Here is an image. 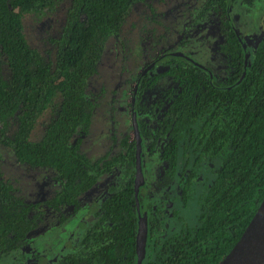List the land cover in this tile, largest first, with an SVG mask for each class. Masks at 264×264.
<instances>
[{
  "label": "trees",
  "instance_id": "trees-1",
  "mask_svg": "<svg viewBox=\"0 0 264 264\" xmlns=\"http://www.w3.org/2000/svg\"><path fill=\"white\" fill-rule=\"evenodd\" d=\"M62 1L0 0V49L7 69L5 78L0 75V144L17 163L56 172L64 186L59 203H66L86 181L87 161L69 143L76 127L87 126L84 85L96 71L105 42L142 0H68L43 63L25 38L22 20L39 17ZM229 47L240 56V74L242 52L237 44ZM53 105L41 137L31 141L36 120ZM185 121L188 151L193 160H204L203 168L209 163L210 176L195 206V221L178 233L147 234L141 264H217L264 197V31L250 51L242 79L230 88L205 87ZM12 193L0 179V257L17 250L15 241L28 228V207ZM129 201L130 191L112 195L68 252L40 264H133Z\"/></svg>",
  "mask_w": 264,
  "mask_h": 264
},
{
  "label": "flooded vegetation",
  "instance_id": "flooded-vegetation-1",
  "mask_svg": "<svg viewBox=\"0 0 264 264\" xmlns=\"http://www.w3.org/2000/svg\"><path fill=\"white\" fill-rule=\"evenodd\" d=\"M261 1L142 0L131 7L84 85L83 98L89 105L85 110L87 126L84 130L76 127L69 143L76 144L87 161L86 181L71 194L72 200L59 203L64 186L51 169L54 174L47 171L46 175L52 189L39 200L33 195L35 189H28L21 176L8 170L6 163L2 168L0 165V179L28 207V228L15 241L17 250H8L0 257V264H40L61 258L53 253L54 232L65 235L63 251L69 250L91 226L92 214L121 192L130 191L132 197L129 210L134 241L139 218L145 221V238L147 234L165 236L190 227L210 173L209 163L203 168L204 160L192 159L183 120L185 124L186 112H191L205 87L230 88L245 73L250 51L263 32L264 26L261 30L258 27V22L264 21ZM135 6L139 10L132 13ZM254 13L258 17L252 27L249 22ZM50 40L47 44L52 49ZM229 43L237 44L242 52L240 74V56L231 54ZM53 112L40 121V130L36 125L30 132L31 141L41 137ZM94 142L100 143L97 154L91 150ZM82 144L84 151L80 152ZM71 218L74 222L66 229ZM79 231L81 235L75 240ZM37 239L43 242L38 244L44 248L43 255L41 250L37 253Z\"/></svg>",
  "mask_w": 264,
  "mask_h": 264
},
{
  "label": "rangeland",
  "instance_id": "rangeland-1",
  "mask_svg": "<svg viewBox=\"0 0 264 264\" xmlns=\"http://www.w3.org/2000/svg\"><path fill=\"white\" fill-rule=\"evenodd\" d=\"M261 4L262 5L264 4V0L261 1ZM67 7H68V0H63L61 3L56 4L51 10L46 11L39 17H33L32 15H27L22 20L25 38L29 46L38 54L36 55V59L38 60L39 58V60L40 59L43 60V63L44 61L47 60L48 55L46 53H48L50 50V45L47 44V41L53 38L58 32V30H60L59 27L60 25H62L61 21L63 19V14L65 12V9ZM137 10H139V8L135 6L133 8L132 13H136ZM256 16L258 17L256 13L251 15L252 20L249 23L252 27L255 24V21L253 20L256 18ZM263 26H264L263 20L258 22V27L260 30L262 29ZM263 31H264V27H263ZM107 41L103 45L101 53L103 52V49ZM0 75L3 78L7 76V69L3 61V55H2L1 49H0ZM53 107L54 105L44 111V113L36 120L33 129L36 127V125H38V129L40 130L39 126H41L42 124L40 121L48 119V117L52 113V110L54 109ZM37 135H39V132L37 133ZM99 145L100 143H97V142H94L93 144H91V150L93 151L94 154H97L98 152H100L101 147ZM83 151L84 150H83V144H82L80 147V152H83ZM0 157H1L0 159L1 168L3 167V163H6L8 166V170H10L15 176H21L23 178L22 181L25 185H27L28 189L29 188L35 189V192L33 195L38 196L39 200H43L46 198V196L49 193V190L52 189V186H51V189L48 187V185H52V183L51 184L48 183V180H47L48 176L46 175L47 174L46 172L49 171L53 175L54 174L53 171L49 169H44V168L43 169L42 168H29L24 165L15 163L12 151L9 148L3 147L2 145H0ZM40 172H43V173L41 174ZM26 202H30V201H26ZM188 216L190 217V213H188ZM73 222L74 220L71 218L66 223L65 228L69 229L71 225L73 224ZM54 233H55L56 239L52 241V244H55V246L53 247L54 249L53 253L55 256L60 257V256H63L66 252H68L67 249L63 251V245L66 241V237L60 231H55ZM80 235H81V231L77 233V236H75L74 239L75 240L79 239ZM45 236L50 238V233H47ZM67 238H71V237L68 236ZM36 242H37V245H36L37 253H40L41 247L39 245H42L41 243L43 242L38 241V239L36 240ZM43 249L41 250L42 254L40 255L45 254L43 252ZM57 253L58 255H56ZM47 257L48 255L46 254L45 258Z\"/></svg>",
  "mask_w": 264,
  "mask_h": 264
},
{
  "label": "water",
  "instance_id": "water-1",
  "mask_svg": "<svg viewBox=\"0 0 264 264\" xmlns=\"http://www.w3.org/2000/svg\"><path fill=\"white\" fill-rule=\"evenodd\" d=\"M243 76L244 72L239 81ZM136 182L137 167L134 179V193H136ZM136 227L133 264H141L146 250L144 218L138 219ZM217 264H264V197L242 230L237 241Z\"/></svg>",
  "mask_w": 264,
  "mask_h": 264
}]
</instances>
